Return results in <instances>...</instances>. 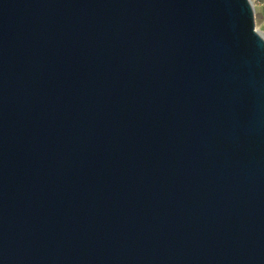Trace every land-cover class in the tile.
Masks as SVG:
<instances>
[{"label":"water","instance_id":"water-1","mask_svg":"<svg viewBox=\"0 0 264 264\" xmlns=\"http://www.w3.org/2000/svg\"><path fill=\"white\" fill-rule=\"evenodd\" d=\"M0 264H264L252 0H0Z\"/></svg>","mask_w":264,"mask_h":264},{"label":"rangeland","instance_id":"rangeland-1","mask_svg":"<svg viewBox=\"0 0 264 264\" xmlns=\"http://www.w3.org/2000/svg\"><path fill=\"white\" fill-rule=\"evenodd\" d=\"M262 3H264V0H252V5L255 14V26L261 33L264 34L262 29L260 28V16H261L260 10L263 7Z\"/></svg>","mask_w":264,"mask_h":264},{"label":"crops","instance_id":"crops-1","mask_svg":"<svg viewBox=\"0 0 264 264\" xmlns=\"http://www.w3.org/2000/svg\"><path fill=\"white\" fill-rule=\"evenodd\" d=\"M263 7L261 8V16H260V28L264 32V3H262Z\"/></svg>","mask_w":264,"mask_h":264}]
</instances>
